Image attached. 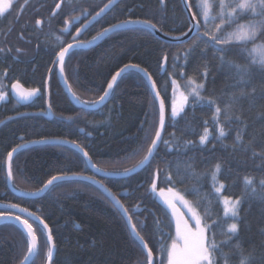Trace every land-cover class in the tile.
<instances>
[{
    "label": "trees",
    "instance_id": "16d2710c",
    "mask_svg": "<svg viewBox=\"0 0 264 264\" xmlns=\"http://www.w3.org/2000/svg\"><path fill=\"white\" fill-rule=\"evenodd\" d=\"M40 1L43 0H13L10 9L0 14V95L7 97L0 104V122L13 115L45 112L47 99L54 116L51 120L43 116L18 117L0 127V205L26 208L48 225L55 246L51 264H145L146 253L131 236L124 218L94 185L85 181L61 182L37 199L18 197L7 186L8 152L23 143L53 138L68 140L88 152L98 168L119 172L142 161L158 128L157 102L144 78L134 71L119 79L106 104L98 110L86 111L72 105L55 68L48 77L58 51L68 42L59 35L55 14H50L58 11L59 4L47 9L37 3ZM108 1L92 0V15ZM85 2L79 1L80 5ZM188 3L193 15L200 11V0H188ZM129 20L148 22L169 35H182L190 27L181 0H164V4L161 0H120L92 24V33L88 31L86 39L81 41ZM244 21L246 16L239 22ZM197 43L196 34L185 43L172 44L160 41L145 29L122 30L88 50L69 54L63 66L64 75L78 99L93 103L103 95L116 72L125 65L135 64L152 77L164 101L163 137L150 164L124 179L97 177L119 199L149 248L162 237L142 232L141 225L152 226L160 220L165 225L164 235L170 232L175 236L174 223L169 228L161 208L153 203V186L156 191L173 187L191 201L194 178H198L195 186L199 191L214 197L213 173L219 165L216 179L224 186L220 196L242 201L235 220L239 231L229 244L239 243L244 255H252L254 264H264V199L260 198L264 196L261 185L264 180V68L253 64L248 51L240 45L231 46L221 54L200 44L186 60V52ZM255 43L264 44V38L258 37ZM252 47L253 42L249 41L247 48ZM221 55L227 62L223 65ZM229 63L250 74L245 77L246 85L237 83L239 77ZM190 78L197 84L203 82L205 100L215 103L211 108L201 107L192 104L190 96V103L173 121L172 102L178 100L180 91L189 87ZM13 82L36 90L38 95L28 105L20 106L10 96ZM217 106L222 111L214 119ZM217 122L225 129L223 138H218ZM205 127L209 130V139L201 146L199 140ZM238 135L240 141H237ZM189 142L194 147L185 151ZM186 166L192 175L185 176ZM178 169L180 175L176 176ZM11 172L13 187L25 192L39 190L52 176L93 177L79 153L54 145L20 151L11 161ZM168 176L175 177L172 184L165 182ZM246 179L252 181L251 186L246 185ZM252 188L256 189V196L252 195ZM205 207L210 212L208 222L227 221L223 225L227 231L231 221L224 216L221 203L205 201L198 209L201 216ZM7 213L0 209V215ZM30 222L34 229L38 228L37 251L31 264H45L49 253L45 234L42 235L43 229L37 223ZM215 238L219 242L226 237L217 229ZM171 242L166 241L169 245ZM28 243L26 234L18 226L0 223V264H20L28 252ZM223 252L228 256L227 264H240L241 257L234 247L224 245ZM157 255L153 248L154 259ZM162 258L166 264V253ZM217 261L225 264L219 255Z\"/></svg>",
    "mask_w": 264,
    "mask_h": 264
},
{
    "label": "snow or ice",
    "instance_id": "6c2138e0",
    "mask_svg": "<svg viewBox=\"0 0 264 264\" xmlns=\"http://www.w3.org/2000/svg\"><path fill=\"white\" fill-rule=\"evenodd\" d=\"M12 6V0H0V14L5 13ZM59 7V5H58ZM107 7V6H106ZM210 8L212 11L210 12ZM105 9H101L96 15L100 16ZM248 17L246 23H240L239 21ZM202 18V20H201ZM131 22V21H129ZM40 24V21H37V25ZM190 27L189 32H195L198 43L192 48L189 49L185 54V59L187 60L188 56L191 55L192 52L195 51V47H199L200 44H204L205 48L211 47L215 53H226L231 46L240 45L244 51H248L249 56L252 58L253 64H259L261 68H264V44H256L255 41L258 37L264 38V0H212L211 5L204 0L201 5V10L197 11L190 19ZM148 27L155 28V25H146ZM122 25L117 24L114 25V28H120ZM229 29H231L229 31ZM113 29L108 28L104 29L99 33V36H104L107 32L112 31ZM79 31V30H78ZM187 35V33H185ZM207 37V39H205ZM99 38V37H97ZM251 41L253 42V47L251 49L247 48V43ZM76 48L82 47V45H75ZM73 49V45L69 44L68 47L63 48L59 52V59L61 62L64 61L66 54L70 53V50ZM19 51V49H17ZM206 54V52L204 53ZM258 54V55H257ZM220 63L223 65L227 63L224 59V56L221 55ZM230 68H235L236 76L239 77L238 84L246 85L248 80L245 77L250 74L243 68L236 67L235 65L228 64ZM128 69L136 70L137 73H140V69L138 65L129 64L125 65L124 68L120 69L115 75L112 76L111 81L107 85V90H105L104 95L99 98V101L93 102L92 106L96 104L102 103L106 97H108L111 93L110 90L113 89V85L118 82V78H124V74L128 71ZM183 75V74H182ZM205 79L208 73L205 71L203 74ZM149 81L152 80L151 76H147ZM175 85V81H173ZM189 87L184 91L179 92L178 100H173L172 102V118L175 121V118L180 115L184 111L185 106H187L190 101L189 97L191 96L193 99L191 101L192 104L198 106H208L209 108L215 103V101L209 99L205 100L203 95L205 85L203 82L197 84L195 80L189 79L188 81ZM18 85H13L15 89ZM152 88L155 89V83L152 84ZM36 90L31 92H27L21 96L22 99L27 100L29 97L35 94ZM254 91V89H253ZM3 96H0V99H3ZM78 99V97H76ZM156 99H160V94L157 93ZM88 102H85L87 105ZM179 104V110L177 109V105ZM221 108L219 106L215 109L214 119H217L221 113ZM160 128L157 129L155 133V139L151 141V147L148 149V155L144 157V161H147L149 164L151 162V158L155 155L156 150L158 149V141L161 140V130L165 126V104L164 101L161 100L160 103V116H159ZM217 131L219 133L218 138H223L226 136V132L223 126L217 122ZM209 139V130L207 127L204 128V134L200 136L199 143L201 146H204ZM241 140V136H237V141ZM77 151L83 153L84 162L90 165V167L95 172H100L102 175H109L108 172L97 168V166L91 163L88 152L83 151L79 145L73 143L71 145ZM194 147L191 142L185 146V151L191 150ZM16 152V149L8 152V158L11 161ZM144 161L141 163L143 164ZM126 173L131 172L133 170H125ZM220 171V166H216V170L213 173V181L216 180V173ZM180 175L179 169L176 172V176ZM192 175L191 169H185V176ZM12 172L9 169L8 179L11 180ZM174 176H168L165 178V182L172 184ZM70 181H89L92 184L97 185V187L104 189V185L100 183V181L94 180L89 176H78V177H69V176H52L51 179L47 181L44 185V190H48L49 186H55L61 182H70ZM198 178H194L193 188L191 189V194L194 196L193 200L185 199V196L181 193L174 191L173 187H169L167 192L169 194L168 197L164 198L162 201L158 199L155 195H153L152 200L153 203L161 208V211L164 214L165 219L168 220V227L170 228L171 224L175 223V236L172 237L170 232L168 236L164 235L162 221L156 220L153 222L152 226L141 225L142 232H149L152 234H158L162 239L160 241H156L153 244V248L156 249L158 255L157 258H153V248L148 247V243H144V237L137 232V225H132V232L137 235L138 241L142 244L143 250L147 253L145 264H165L164 259L162 258L166 253V262L167 264H218L217 257L219 255L220 258L225 260V264H227L228 256L223 252V246L229 245L230 248L234 247L241 257L240 264H254L252 255H244L243 250L240 248L239 243L230 245L233 236H236L239 231L238 223L232 222L228 224L227 231L224 230V223L227 221L213 220L209 223L210 212L207 207L204 209V214L201 216V213L198 211L200 207H202L207 201L209 204L212 200H218L219 203L225 205V215L230 216L233 221L238 218V209L241 204V199L237 198L233 200L228 196H220V192L223 191L224 186L221 184L219 188L216 189V196H211V194H202L199 189L195 186L198 183ZM246 185L251 186L252 181L246 179ZM261 185L264 186V180L261 181ZM153 193L156 191L155 185L153 186ZM251 193L253 196L257 195L256 189L252 188ZM161 196L164 195V190H160ZM31 195H37V193H31ZM264 199V196L260 197ZM113 199H115L113 197ZM179 201L187 208V212L181 214L177 211L175 206V202ZM13 209H17V214L11 217H0V219H11L13 221L18 222L20 226V231L23 232L26 230L27 237L30 238V242L28 243L27 251L29 253V257H26V261L31 257V254L34 251V245L37 242V229H34V224L29 221V217H31L33 222H36V217L32 215V213L28 212L26 208H20L18 205H11ZM125 214H127V210L125 209ZM169 212L171 213V217L169 218ZM20 213L25 214V218H21ZM185 216H190L191 220L195 222L194 227H190L189 220L185 219ZM129 223H131V217H129ZM38 225H43L42 235H47V243L49 245L54 246L53 236L51 232L48 230V225L44 223L43 220L38 221ZM154 229V232H153ZM220 230V235L226 237L221 241H217L215 238L216 230ZM24 237H22L23 239ZM171 240V244H167L166 241ZM159 245V247H157ZM49 257L52 256V253H48ZM264 259V258H262Z\"/></svg>",
    "mask_w": 264,
    "mask_h": 264
},
{
    "label": "water",
    "instance_id": "95a60500",
    "mask_svg": "<svg viewBox=\"0 0 264 264\" xmlns=\"http://www.w3.org/2000/svg\"><path fill=\"white\" fill-rule=\"evenodd\" d=\"M120 0H110L109 2H107L101 9H105V11L103 13H101L100 16H97L96 14L98 12H100V10L92 16V18L89 20V22H87L79 31L78 33L73 37V38H77V36L79 34H81L83 32V30L90 24V23H94L96 20L100 19L102 16H104L114 5H116ZM161 3L164 4V1L161 0ZM181 4H182V7L188 17V21L190 23V19L191 17L193 16V13L190 9V6H189V3H188V0H181ZM107 6V7H106ZM131 21V22H129ZM129 21H124V22H120V23H117V24H120L122 25V27L120 28H114V25L108 27V28H111L113 29L112 31H109L107 32L104 36H99V34L88 40L87 42H75V43H71L73 45V49L70 50V53L75 51V50H88L90 49L91 47L99 44L100 42H102L105 38H107L109 35L111 34H114L116 32H119V31H122V30H127V29H145L149 32H151L157 39H159L160 41L162 42H165V43H172V44H182V43H185L187 42L192 36H194L196 33L193 31V32H189V29L188 31L186 32L187 35L182 34V35H169V34H166V33H163L162 31H160L159 29H157L156 27L155 28H152V27H148L146 25H152L148 22H144V21H140V20H129ZM115 24V25H117ZM191 26V25H190ZM106 28V29H108ZM99 37V38H97ZM77 44H80L82 45V47L80 48H76L75 45ZM69 45V44H68ZM65 46L64 48L68 47ZM63 50V49H61ZM60 50V51H61ZM59 51V52H60ZM59 52L57 53L56 57H55V60H54V63L48 73V77L50 76V73L53 69V67L56 65V74H57V78H58V81L62 87V89L64 90V92L66 93L69 101L72 103V105H74L76 108H79V109H84L86 111H94V110H98L99 108H101L102 106H104L109 98L106 97V99L102 102V103H99V104H96L95 106H92L93 103H90L87 105L80 101L79 99L76 98V96L73 94L72 90L70 89V86L68 84V82L66 81V78L64 76V71H63V64L65 62V59L66 57L70 54H66L65 56V59L63 62L60 61L59 59ZM124 68V67H123ZM140 69V75L145 79L146 83L148 84L156 102H157V105H158V109H159V116H160V103H161V97L160 99H156V96H157V93H158V90H157V87L155 89L152 88V84L154 83L153 80L149 81L147 79V76H149V74L141 69ZM165 70V60L163 62V65H162V73L164 72ZM120 71V70H119ZM129 71H134V72H137L136 70H133V69H128V71L126 73H128ZM117 73V72H116ZM115 73V74H116ZM125 73V74H126ZM114 74V75H115ZM120 78H118V81H119ZM111 81V79H110ZM109 81V82H110ZM18 85V87H16L15 89L13 88V85ZM116 85V83L113 85V88L114 86ZM107 90V87L106 89ZM113 90V89H112ZM112 90H110V93L112 92ZM27 92H31V90H28L26 89L25 87H23L21 84L15 82V83H12L11 86H10V94H11V97L21 106H26L28 105L32 99L38 94L37 91H35V94L31 97H29L27 100L25 99H22L21 96ZM105 92V91H104ZM104 95V93H103ZM99 101V100H97ZM32 115H41V116H44L48 119H52L53 118V114L49 108V105H48V100L46 101V112L44 113H24V114H20V115H14V116H11V117H8L6 119H4L3 121L0 122V127L2 125H4L5 123L11 121V120H14L18 117H22V116H32ZM160 128V123H159V126H158V129ZM163 131H164V128L161 130V139H162V135H163ZM83 132V131H81ZM90 136V135H89ZM155 139V138H154ZM161 141V140H160ZM160 141H158V145L160 144ZM73 143L69 142V141H66V140H62V139H42V140H38V141H30V142H27V143H24L14 149H16V152H14V155H13V158L14 156L19 153L20 151H23V150H26V149H29L31 147H34V146H42V145H59V146H66V147H69L71 149H74L76 150L75 148H73L71 145ZM151 147V146H150ZM13 151V150H12ZM77 151V150H76ZM79 152V151H77ZM82 157H83V153L82 152H79ZM149 153L147 152L146 156L148 155ZM12 158V159H13ZM84 158V157H83ZM152 159V158H151ZM12 161V160H11ZM11 161L9 160L8 156H7V159H6V176H7V185H8V188L10 189V191L18 196V197H22V198H26V199H37L39 197H41L47 190H44L42 191V189L44 188V186L38 190V191H35V192H24V191H20V190H17V189H14L13 186H12V178L11 180L8 179V175H9V169H11ZM144 161V159L142 160ZM141 161V162H142ZM139 163L138 165H136L135 167L129 169V170H133L131 172H128L126 173V171L124 172H108L109 175L107 176H104L102 175V173L100 172H95L89 164L88 167L89 169L91 170L92 174L97 176V177H103V178H111V179H123V178H127V177H130L138 172H140L144 167L147 166L148 162L147 161H144V163ZM92 163V162H91ZM69 177H78L80 175H67ZM94 180H97L96 178H93ZM98 181V180H97ZM86 182H89V181H86ZM90 183V182H89ZM92 184V183H91ZM102 184V183H101ZM94 185L95 187H97V185L95 184H92ZM51 186H49L50 188ZM110 201L111 203L118 209V211L121 213V215L124 217L125 221H126V224L128 226V229L132 235V237L140 244V246L142 247V244L138 241L137 239V235L135 233L132 232L131 228H132V222L129 223V216L128 214H125V209L124 207L121 205V203L119 202L118 198L116 196H114V194L109 191L105 186H104V189L105 190H102L101 188L97 187ZM31 193H37V195H31ZM113 197L115 199H113ZM22 208V207H20ZM0 209H4L6 211H9L10 214H5V215H0V217H11V216H14L17 214V209H13L11 206H5V205H0ZM29 212V211H28ZM31 213V212H30ZM21 215V218H25V214L24 213H20ZM32 215L34 217H36V222L38 224V221L41 220L40 218H38L35 214L32 213ZM29 220L32 221L31 217H29ZM3 222H10V223H13L15 225H17L18 227L19 224L18 222L16 221H13L11 219H0V223H3ZM40 227H42L43 229V225H39ZM48 230L50 231L49 227H48ZM25 234H26V230H24ZM45 237H46V241H47V235L45 234ZM29 242H30V238L27 237ZM145 243V242H144ZM48 244V243H47ZM37 245L38 243L36 242V244L34 245V251L33 253L31 254V257L26 261V257H29V253H27L26 257L24 258V260L20 263V264H31V262L33 261L35 255H36V251H37ZM49 252L52 253V256L47 257L46 259V262L45 264H51L52 260H53V257H54V253H55V246L53 245H49ZM143 248V247H142ZM147 254V253H146Z\"/></svg>",
    "mask_w": 264,
    "mask_h": 264
},
{
    "label": "flooded vegetation",
    "instance_id": "af4514ba",
    "mask_svg": "<svg viewBox=\"0 0 264 264\" xmlns=\"http://www.w3.org/2000/svg\"><path fill=\"white\" fill-rule=\"evenodd\" d=\"M80 0H43L37 2L44 8L54 7L59 4L58 11H51V15L55 14V18L58 21V32L59 35L65 40L67 44L71 43L74 35L80 30L89 20L92 18V0L87 1L80 5ZM49 10H46L48 12ZM64 18V19H63ZM89 34L92 33V23L75 39L81 41L86 39Z\"/></svg>",
    "mask_w": 264,
    "mask_h": 264
},
{
    "label": "rangeland",
    "instance_id": "374dc122",
    "mask_svg": "<svg viewBox=\"0 0 264 264\" xmlns=\"http://www.w3.org/2000/svg\"><path fill=\"white\" fill-rule=\"evenodd\" d=\"M209 1V2H208ZM204 2V0H200V10H201V5H202V3ZM207 2L211 5V3H212V0H207ZM212 11V9L210 8V12ZM247 17V16H246ZM247 19H248V17H247ZM201 20H202V18H201ZM247 21H244L243 23H246ZM231 29H229V31H230ZM258 55V54H257ZM0 96H3L4 98L3 99H0V104L3 102V101H6L7 100V97L6 96H4V95H0ZM216 168H214V170H215ZM221 184L219 183V181L216 179L215 181H214V189H215V192H216V189L217 188H219V186H220ZM161 190V189H160ZM160 190H157L156 192H155V195H156V197L158 198V199H160L161 201L164 199V198H166V197H168L169 196V194H168V192H167V190H164V195L163 196H161V194H160ZM174 191H176V190H174ZM222 192V191H221ZM221 192H220V194H221ZM186 199V198H185ZM221 205H222V207H223V214H224V216H226L225 215V211H224V209H225V205L224 204H222L221 203ZM175 206H176V208H177V211L178 212H180L181 214H183V213H185V212H187L188 210H187V208L183 205V204H181L179 201H176L175 202ZM170 213V212H169ZM170 215H171V213H170ZM226 217H228L229 218V220L231 221V223L232 222H235V221H233V219L230 217V216H226ZM185 219H187V220H189V222H190V227H194V224H195V222L194 221H192L191 220V217L190 216H185L184 217ZM174 223V222H173ZM174 230H175V223H174ZM166 264H167V262H166Z\"/></svg>",
    "mask_w": 264,
    "mask_h": 264
},
{
    "label": "bare ground",
    "instance_id": "6f19581e",
    "mask_svg": "<svg viewBox=\"0 0 264 264\" xmlns=\"http://www.w3.org/2000/svg\"><path fill=\"white\" fill-rule=\"evenodd\" d=\"M209 2V1H208ZM64 19V18H63ZM60 39V38H59ZM60 43V42H59ZM61 44V43H60ZM170 243V242H169Z\"/></svg>",
    "mask_w": 264,
    "mask_h": 264
}]
</instances>
